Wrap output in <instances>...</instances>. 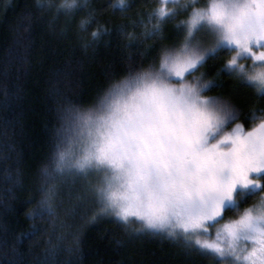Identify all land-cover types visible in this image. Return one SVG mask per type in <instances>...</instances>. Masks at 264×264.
Segmentation results:
<instances>
[{"label":"snow or ice","instance_id":"obj_1","mask_svg":"<svg viewBox=\"0 0 264 264\" xmlns=\"http://www.w3.org/2000/svg\"><path fill=\"white\" fill-rule=\"evenodd\" d=\"M37 4L51 12L49 24L64 18V32L87 0ZM111 7L123 14L132 5ZM96 11L79 21L81 31L96 25L84 42L93 51L111 31ZM115 32L123 74L111 73L94 104L67 100L59 110L26 215L55 224L67 198L93 204V221L139 224L133 232L178 241L212 264H264V107L254 106L264 103V0H153ZM221 57L209 77L206 66ZM221 77L252 89L248 113L228 96L204 95L224 86ZM3 179L11 193L19 169L13 177L5 168ZM37 231L33 224L24 235ZM53 255L49 248L39 264Z\"/></svg>","mask_w":264,"mask_h":264},{"label":"trees","instance_id":"obj_2","mask_svg":"<svg viewBox=\"0 0 264 264\" xmlns=\"http://www.w3.org/2000/svg\"><path fill=\"white\" fill-rule=\"evenodd\" d=\"M127 2L132 7L122 14L111 7L118 0H87V7L62 32L64 18L49 24L51 12L41 15L37 0H0V264H39L49 248H55L50 264H212L178 241L133 232L139 224L124 226L108 216L93 221L96 208L90 203L75 207L66 198L57 209L55 224L26 215L39 199V169L47 161L54 127L61 123L59 110L67 100L83 107L94 104L111 82V73L115 71V78L123 74V50L115 27L146 10L153 0ZM92 7L97 20L111 30L100 37L95 51L85 48L84 42L96 25L87 31L79 28ZM225 58L209 62V77ZM221 79L225 86L221 94L248 113L252 89ZM6 96L9 103L4 107ZM5 168L13 177L19 169L20 183L11 193L3 179ZM33 224L38 231L28 238L24 234Z\"/></svg>","mask_w":264,"mask_h":264},{"label":"rangeland","instance_id":"obj_3","mask_svg":"<svg viewBox=\"0 0 264 264\" xmlns=\"http://www.w3.org/2000/svg\"><path fill=\"white\" fill-rule=\"evenodd\" d=\"M205 2V0H200V3L203 4ZM243 62V61H242ZM207 78V77H206ZM218 89H220V93L218 91ZM225 89V86H223L222 88H213L210 91H207L204 93V95L206 96H215V95H222L221 92H223ZM227 90V89H226ZM233 101V100H232ZM235 123V122H234ZM256 200V197H253L252 199L249 200V203H253ZM246 206V205H245ZM231 215V213L229 214Z\"/></svg>","mask_w":264,"mask_h":264}]
</instances>
